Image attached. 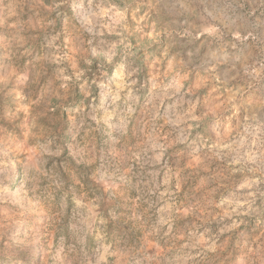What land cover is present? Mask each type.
Here are the masks:
<instances>
[{
	"label": "rangeland",
	"instance_id": "374dc122",
	"mask_svg": "<svg viewBox=\"0 0 264 264\" xmlns=\"http://www.w3.org/2000/svg\"><path fill=\"white\" fill-rule=\"evenodd\" d=\"M0 264H264V0H0Z\"/></svg>",
	"mask_w": 264,
	"mask_h": 264
}]
</instances>
